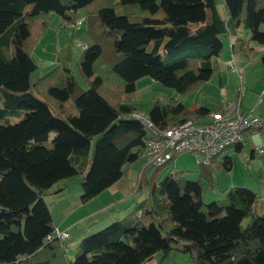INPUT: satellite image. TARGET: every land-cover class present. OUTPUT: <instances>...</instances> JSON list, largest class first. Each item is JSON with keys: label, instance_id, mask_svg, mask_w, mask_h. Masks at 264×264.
I'll return each instance as SVG.
<instances>
[{"label": "trees", "instance_id": "1", "mask_svg": "<svg viewBox=\"0 0 264 264\" xmlns=\"http://www.w3.org/2000/svg\"><path fill=\"white\" fill-rule=\"evenodd\" d=\"M222 1L228 19L220 16L217 0H0V264H143L158 252L157 264H264V198L234 187L206 204L201 177L190 181L174 169L151 184L144 178L148 160L137 190L144 183L149 194L133 206L149 215L148 224L127 214L82 237L72 258L65 242L46 240L54 227L43 197L65 188L52 189L55 183L82 177L85 203L144 154L147 130L131 117L138 79L190 93L215 74L228 23L248 29L264 47V0ZM79 10L86 23L80 39L94 40L84 43L75 62L87 88L78 87L71 66L58 56L33 81L31 52L47 29L45 16L59 15L65 27ZM101 42L117 60L103 58ZM260 60L264 72V49ZM209 111L170 98L147 115L165 129ZM10 116L20 119L11 124ZM243 143L232 147L240 151ZM174 158L152 165V179ZM216 165L229 171L231 158ZM257 178L264 180V169Z\"/></svg>", "mask_w": 264, "mask_h": 264}, {"label": "rangeland", "instance_id": "2", "mask_svg": "<svg viewBox=\"0 0 264 264\" xmlns=\"http://www.w3.org/2000/svg\"><path fill=\"white\" fill-rule=\"evenodd\" d=\"M84 16L85 13L83 10L77 11V18L84 19ZM45 20L47 21V29L45 33L38 38L37 44L31 52V57L37 66L31 75L32 80H37L51 70L56 64V58L58 56L62 62H67L71 66L78 87L85 90L87 87L80 79L75 62L82 52L81 45H84L85 42L94 41L93 37H90L93 41H89V39L83 41L80 39V34L84 31L86 23L83 22L72 37L67 28L64 27L63 19L59 15L49 13L45 16ZM247 33H250V31L247 30ZM100 44L103 47V58L106 59V61L108 60L107 62H114L118 59L117 56L114 57V54H112L113 56L111 55L109 46L106 43L101 42ZM258 46L261 45L252 41V50L249 51V54L238 50L232 57L235 71L231 74L232 79L228 82L225 96L231 97L235 95L232 99H239L241 102V111L243 113L251 111L252 114L260 116L261 120L264 122V92L262 91L264 90V81L261 79L263 69L260 60L261 51L257 49ZM228 56V50L224 49L220 59L226 61L228 58H231ZM246 63H248V65L244 66ZM240 67L242 69H240ZM224 68L227 72L230 71L228 63ZM237 72L242 75V82L239 81ZM211 83L200 84L190 93L179 95L172 92L161 83L153 81L149 77H142L135 83V92L131 104L134 108L139 110L137 112L144 115L148 114L156 102L163 105L168 103L170 98L178 100L186 108L194 106L215 110L216 102L220 101L218 98L223 94L218 88L213 86V82ZM1 98L0 95V100ZM12 119L15 122L19 121L16 117H12ZM47 144L50 145V141H48ZM251 146V140L247 139L243 143V148L240 151H236L234 147H229L215 157L217 158L216 162H218L225 156H229L232 162V167L229 171L217 167L216 162L211 164V168H208L203 163L199 165L197 158L193 155L179 154L176 155L166 167L160 168L153 179L151 176L154 167L150 164L144 171V178L152 181L151 184L157 185L158 181L162 180L169 171L177 169L185 171L188 180L195 181L200 178V168V172H202L200 173L201 180L203 181L202 200L204 203L207 204L216 200H221L225 194L224 190H229L234 187L247 188L255 192L260 200H262L264 198V180L257 178L258 175L254 173L255 171L253 168L256 164H260V162L264 161V147L261 153L256 152L254 159H251ZM145 160H147V157L143 154L131 165L130 169L135 172L137 177L136 185L131 189L127 198L123 200V203H115L113 204L114 206H110L107 204L112 203H108V200L104 201V198H106L105 196H100V198H94L95 200L92 198L83 204L80 201L82 177L79 176L55 183L52 189L59 188L62 183L66 184L65 190L63 189V192H60L61 194H47L43 197V200L47 203L54 224H60L62 227L72 225V228L69 229L70 237L67 239L68 247L65 249L68 256L73 257L75 253L77 247L75 244L77 243H73V241L77 240L79 236L84 237L94 234L116 221L118 218V210L124 212L123 215L128 214L129 218L140 215L144 225L150 222L148 214L133 211V206L137 202L148 197L149 194V186L144 183L137 190L139 176L143 167L142 162ZM110 215L114 219L110 221L105 220V217L107 218V216ZM100 221L102 223H99ZM160 255V252L156 253L143 264H157Z\"/></svg>", "mask_w": 264, "mask_h": 264}, {"label": "built area", "instance_id": "3", "mask_svg": "<svg viewBox=\"0 0 264 264\" xmlns=\"http://www.w3.org/2000/svg\"><path fill=\"white\" fill-rule=\"evenodd\" d=\"M83 20L77 18L65 23V27L70 34H74ZM81 47L84 48V45ZM229 67L231 70L235 69L232 60ZM239 78L241 79V74ZM131 117L140 121L147 130L144 154L148 164L154 166H162L179 154H190L197 158L198 163H208L227 148L243 143L247 131H259L263 126L259 116L251 111H241L238 98L227 102L221 109L209 111L196 122L187 120L165 129L156 128L148 115L140 112L134 111ZM256 137V149L259 150L264 145V138H261L260 133ZM67 238V230L54 229L46 240L65 242Z\"/></svg>", "mask_w": 264, "mask_h": 264}, {"label": "crops", "instance_id": "4", "mask_svg": "<svg viewBox=\"0 0 264 264\" xmlns=\"http://www.w3.org/2000/svg\"><path fill=\"white\" fill-rule=\"evenodd\" d=\"M217 10H218L220 16L223 19H228V13H227V11H226V9L224 7V4H223L222 0H217ZM63 24H64V21H63ZM247 30L248 29L244 28L242 25L235 26L232 23H228V31H227V33L220 36L221 40H222V43H223V51H224V49L228 50V53H229L228 57H231V58H228L225 61V60L220 59V57H221V55H220L218 58L213 60V65L216 68V72H215V74L213 75V77L209 81L205 82V83L213 82V86L218 88L223 94L221 97L218 98L220 101L216 102L215 110L221 109L227 102L232 100V97L235 96V95L231 96V97H226L225 96V92L227 91V88H228V82L230 81V79H232V75L231 74L235 71V70H231L230 69L229 62L232 60V57L234 56V54L238 50H241L243 53H248V54L250 53L248 51V47L252 49V40H251V34L247 33ZM257 49L259 51H262L264 49V47L263 46H258ZM249 58H250V56H249ZM33 62H34V60H33ZM227 63H228V68L230 69V71H229L230 73L227 72L226 69L224 68V66H227ZM247 65H248V63H246L244 66H247ZM240 69H242V68L240 67ZM239 74L240 73L237 72L238 79H239V81L242 82L243 77L241 75V79H240L239 78ZM262 91L264 92V90H262ZM190 108H194V106H190ZM135 111H139V110L135 108ZM12 117L13 116H10V117L7 118L9 123H11V124L16 123L15 121H13ZM18 119H20V118H18ZM263 128H264V122H263L262 128L258 132H256L257 130L256 131L249 130L245 134V140L250 139L251 142H252V146L250 147V149L252 150V152L250 154V158L251 159H254V156H255L256 152H260L261 153L262 152V148L264 147V145H262L259 150L256 149V143L258 141L257 137H256V134L260 133L261 138H264ZM214 159H215V161L217 160V158H214ZM252 161H254V160H252ZM263 169H264V161L260 162V164H256L254 166V168H253V170L255 171L254 173L257 174V175ZM200 170L201 169L199 168V175L201 177L200 173H202V172H200ZM136 179H137V177H136L135 172L132 171L131 169H129L128 173L125 176H123L121 179H119L117 182H115L109 188H107L104 191H102L97 196L93 197V200H95L94 198L97 199V198H100V196H105L106 198H104L105 199L104 201L108 200V203H110V202L112 203V204H107V205L111 206V205H113L115 203L116 204L123 203V200L127 198V195L129 194L131 189L136 185ZM65 187H66V184H65ZM60 192L62 193L63 190L60 191ZM60 192H58V193L61 194ZM58 193H56V194H58ZM45 203H46V201H45ZM85 203H83V204H85ZM123 207H126V206H123ZM133 211H134V208H133ZM123 213L124 212H121V211L118 210V216H117L118 218H117V220L121 219L122 217L125 216V215H123ZM50 215H51V213H50ZM111 219H114V218L111 217V215L107 216V218L105 217V220H107V221H110ZM51 221H52V226L54 227V229L67 230L68 238L70 237L69 229L72 228V225H67V226L62 227L60 224H54V221L52 220V218H51ZM102 221H104V220H102ZM99 223H102V222L100 221ZM80 237L81 236H79L77 238V240L73 241V243H77L78 244L79 240L83 236L81 238ZM67 239L65 241V249H66V247H68ZM77 244H75V245H77ZM66 256L68 258H72V257L68 256L67 254H66Z\"/></svg>", "mask_w": 264, "mask_h": 264}, {"label": "bare ground", "instance_id": "5", "mask_svg": "<svg viewBox=\"0 0 264 264\" xmlns=\"http://www.w3.org/2000/svg\"><path fill=\"white\" fill-rule=\"evenodd\" d=\"M241 85V84H240Z\"/></svg>", "mask_w": 264, "mask_h": 264}]
</instances>
